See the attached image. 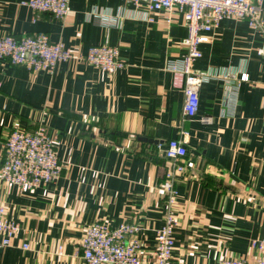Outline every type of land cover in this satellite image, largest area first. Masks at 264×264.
<instances>
[{"label": "crops", "instance_id": "0c3cea01", "mask_svg": "<svg viewBox=\"0 0 264 264\" xmlns=\"http://www.w3.org/2000/svg\"><path fill=\"white\" fill-rule=\"evenodd\" d=\"M23 1L0 0L1 34L46 33L82 56L107 42L125 67L106 72L74 58L50 74L0 58V166L13 128L41 123L57 137L64 164L57 180L30 192L0 178V203L20 227L0 244V264H86L79 241L98 221L138 225L141 252L151 256L168 211L163 183L172 160L164 147L181 130L188 153L176 183L173 264L254 261L251 241L264 238L263 36L236 18L210 33L195 65L208 77L189 118L171 69L186 52L183 15L152 12L150 22L130 0H70L62 19Z\"/></svg>", "mask_w": 264, "mask_h": 264}, {"label": "built area", "instance_id": "2783aa9c", "mask_svg": "<svg viewBox=\"0 0 264 264\" xmlns=\"http://www.w3.org/2000/svg\"><path fill=\"white\" fill-rule=\"evenodd\" d=\"M136 6L146 8L148 21L154 22L149 15L152 12L165 11L170 14L183 15L188 30L183 40L186 52L181 65H171L174 72L180 74L175 85L185 94L183 111L185 116H196L200 106V88L207 74L199 72L195 65L203 53L201 44L209 42L210 33L224 18L247 20L249 25L264 38L263 0H130ZM23 5L35 12L49 13L57 18H65L70 12V0H25ZM172 18H168L171 22ZM258 54L264 56V44L258 48ZM0 58L7 59L13 65L26 66L32 71L45 70L54 74L61 62L74 58L85 60L102 71L114 72L125 67L120 57V49L106 43L92 45L86 56L75 53L63 42H54L46 33L15 37L0 33ZM249 79L244 73L242 81ZM188 131L181 130L178 138L170 139L164 147V155L172 160L168 166L163 190L166 193L168 211L165 222L156 232V248L151 256L141 252L142 242L137 237L140 227L123 222L112 227L104 221L88 226L82 235L78 252L86 264H173L175 248V229L178 220L173 210L178 190L176 183L185 172L183 164L188 148L186 137ZM4 158L0 166V178L17 186L22 191H32L57 180L64 169L58 153V139L47 126L41 123L34 131L13 128L3 143ZM20 227L7 219L6 206L0 203L1 245L7 246L16 237ZM252 248L259 252L254 261L244 258H224L220 264H264V238L251 241ZM28 245H25L27 248Z\"/></svg>", "mask_w": 264, "mask_h": 264}]
</instances>
